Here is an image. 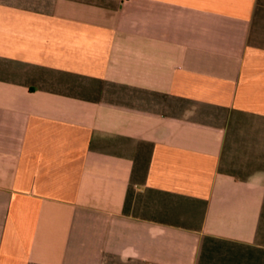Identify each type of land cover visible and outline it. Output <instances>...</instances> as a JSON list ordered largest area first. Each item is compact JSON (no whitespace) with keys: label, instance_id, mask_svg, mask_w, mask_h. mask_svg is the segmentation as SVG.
<instances>
[{"label":"crops","instance_id":"0c3cea01","mask_svg":"<svg viewBox=\"0 0 264 264\" xmlns=\"http://www.w3.org/2000/svg\"><path fill=\"white\" fill-rule=\"evenodd\" d=\"M0 264H264V0H0Z\"/></svg>","mask_w":264,"mask_h":264}]
</instances>
